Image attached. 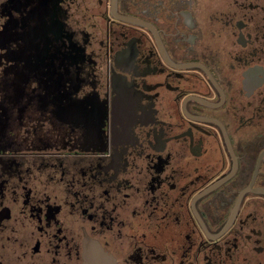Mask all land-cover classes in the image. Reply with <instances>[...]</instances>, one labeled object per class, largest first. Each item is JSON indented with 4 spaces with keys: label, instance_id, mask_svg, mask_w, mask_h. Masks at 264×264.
Masks as SVG:
<instances>
[{
    "label": "flooded vegetation",
    "instance_id": "1",
    "mask_svg": "<svg viewBox=\"0 0 264 264\" xmlns=\"http://www.w3.org/2000/svg\"><path fill=\"white\" fill-rule=\"evenodd\" d=\"M0 264H264V0H0Z\"/></svg>",
    "mask_w": 264,
    "mask_h": 264
}]
</instances>
